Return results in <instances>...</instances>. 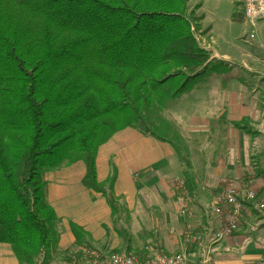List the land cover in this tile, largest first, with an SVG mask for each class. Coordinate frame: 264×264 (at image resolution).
I'll return each instance as SVG.
<instances>
[{
  "label": "trees",
  "instance_id": "16d2710c",
  "mask_svg": "<svg viewBox=\"0 0 264 264\" xmlns=\"http://www.w3.org/2000/svg\"><path fill=\"white\" fill-rule=\"evenodd\" d=\"M185 3L0 0V247L15 264H46L53 252L44 174L79 164L80 188L108 204L111 181L94 183L95 150L126 129L165 142L148 131V113L184 94L208 62ZM69 232L73 250L80 238Z\"/></svg>",
  "mask_w": 264,
  "mask_h": 264
},
{
  "label": "crops",
  "instance_id": "0c3cea01",
  "mask_svg": "<svg viewBox=\"0 0 264 264\" xmlns=\"http://www.w3.org/2000/svg\"><path fill=\"white\" fill-rule=\"evenodd\" d=\"M252 77L254 84L261 85L262 95L255 102L248 99L246 108L236 106L239 102L235 97L217 86L212 87L216 92L211 89L209 93L213 98L202 95V102H196L214 103L218 110L213 118L192 116L189 134L201 137L210 131V124H215L216 146L220 143L217 153H231L226 158L224 154L216 156L215 166H207L208 174L202 163L189 165L167 142H156L135 129L112 135L95 150L94 183L106 187L111 181L108 204L103 197L80 188L79 164L44 174L43 202L54 219V247L46 264H91L83 258V251L96 257L157 252L166 257L182 255L189 262L205 257L209 264H254L264 251V73ZM192 109L196 113L200 108ZM241 119L260 121L257 131L261 133L230 128ZM228 129L231 133H225ZM238 135L257 140L244 144ZM256 155L260 157L252 165L250 159ZM257 166L258 176H254ZM182 178L190 186L189 192L183 187L189 200L188 220L177 216L182 204L171 188L172 181L181 182ZM226 187L238 192L250 189L262 210L245 206L235 233L213 243L212 236L222 222L211 218L206 210L211 197ZM69 228L80 238V246L73 250ZM0 264H15L5 247H0Z\"/></svg>",
  "mask_w": 264,
  "mask_h": 264
},
{
  "label": "rangeland",
  "instance_id": "374dc122",
  "mask_svg": "<svg viewBox=\"0 0 264 264\" xmlns=\"http://www.w3.org/2000/svg\"><path fill=\"white\" fill-rule=\"evenodd\" d=\"M233 5H237L235 0H186L183 17L189 23L196 47L206 54L209 61L204 69L197 73L192 82L187 85L189 89L184 94L175 100L166 102L161 107L154 108L148 113L146 119L149 125L148 131L155 138L167 142L175 155L189 165L194 166L202 163L204 171H206L204 173H209L207 171L209 164L215 166L216 156L224 154V158H226L230 157L231 153H217L220 143L216 146V136L213 134L215 124H210V131L206 130L201 137L189 134L188 126L190 125L188 123L192 116L195 119L202 115L213 118L216 115V110H218L214 103L202 105L196 102H202L200 99L202 95H209L213 90L216 92L217 90L212 88L216 86L225 89L229 95H233L237 100L236 102H239L235 105L241 108L248 106V99L255 102L259 97L261 99L262 95V87L254 84L252 75L264 73V20L255 22L251 29L237 24L234 17L237 8L235 9ZM210 55H212L211 60ZM208 97L213 98L210 95ZM195 103L196 105H193ZM192 108L194 111L200 109L199 112L195 113L192 112ZM192 121L196 122L197 120ZM259 122L258 120L241 119L238 128L249 130L250 133H261L262 130L257 131ZM218 124L221 129V121H218ZM229 130H226L225 133H231ZM246 136L238 135L237 137L243 139L244 144L254 139L253 136L250 138ZM201 147L203 151L200 150ZM258 157L260 156L251 157L252 165L257 164ZM253 175L258 176V166ZM172 182L171 188L172 191H175L173 185L176 181ZM198 185L200 184L198 183ZM101 187L105 190V186ZM246 192L251 193L252 191L248 189ZM251 194L253 195V193ZM188 203L189 200L186 195L185 210L189 206ZM254 204L258 203L254 201Z\"/></svg>",
  "mask_w": 264,
  "mask_h": 264
},
{
  "label": "built area",
  "instance_id": "2783aa9c",
  "mask_svg": "<svg viewBox=\"0 0 264 264\" xmlns=\"http://www.w3.org/2000/svg\"><path fill=\"white\" fill-rule=\"evenodd\" d=\"M235 2L240 13V24L244 27L251 29L255 22L264 20V0H235ZM173 187L183 204V208L177 213V216L188 220L190 214L184 209L186 193L183 186L181 182L176 181ZM253 202L254 197L251 193L238 192L231 187L221 189L212 196L206 211L211 218L222 222L220 228L213 234L212 242L216 243L233 235L245 206H252ZM253 209L259 212L262 210V206L254 204ZM146 253L147 255L139 260L128 254L109 255L99 258V260L92 256L91 264H209L205 257H198L194 262H189L182 255L166 257L157 252ZM254 264H264V251Z\"/></svg>",
  "mask_w": 264,
  "mask_h": 264
}]
</instances>
